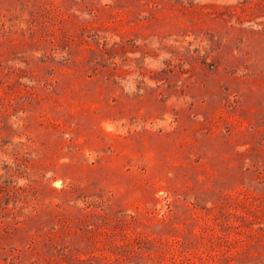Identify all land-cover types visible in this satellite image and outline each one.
<instances>
[{
	"label": "rangeland",
	"instance_id": "obj_1",
	"mask_svg": "<svg viewBox=\"0 0 264 264\" xmlns=\"http://www.w3.org/2000/svg\"><path fill=\"white\" fill-rule=\"evenodd\" d=\"M0 264H264V0H0Z\"/></svg>",
	"mask_w": 264,
	"mask_h": 264
},
{
	"label": "bare ground",
	"instance_id": "obj_2",
	"mask_svg": "<svg viewBox=\"0 0 264 264\" xmlns=\"http://www.w3.org/2000/svg\"><path fill=\"white\" fill-rule=\"evenodd\" d=\"M108 126H110V125H108ZM111 128V127H110Z\"/></svg>",
	"mask_w": 264,
	"mask_h": 264
}]
</instances>
